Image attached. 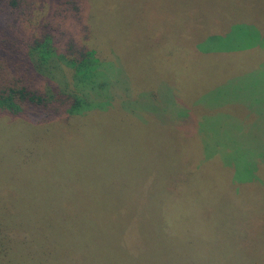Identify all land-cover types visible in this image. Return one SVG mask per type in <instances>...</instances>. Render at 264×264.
I'll return each instance as SVG.
<instances>
[{"label":"rangeland","instance_id":"rangeland-1","mask_svg":"<svg viewBox=\"0 0 264 264\" xmlns=\"http://www.w3.org/2000/svg\"><path fill=\"white\" fill-rule=\"evenodd\" d=\"M79 2L90 43L103 45L113 104L69 125L70 148L61 126L31 130V118L0 115V218L13 240L0 264H264V185L233 196L212 176L211 185L191 176L185 209L167 190L193 163L221 178L220 165L233 163L248 179L254 144L264 155V0ZM198 40L208 57L176 56ZM185 104L207 110L204 130L178 112ZM180 126L202 141L194 162ZM92 205H123V218L63 210Z\"/></svg>","mask_w":264,"mask_h":264},{"label":"trees","instance_id":"trees-1","mask_svg":"<svg viewBox=\"0 0 264 264\" xmlns=\"http://www.w3.org/2000/svg\"><path fill=\"white\" fill-rule=\"evenodd\" d=\"M45 3L48 5L46 15L33 25L35 13L43 12ZM81 8L79 0H0V115L22 120L31 118L33 121L32 125L30 124L31 130L39 129L43 125L61 126L56 137L63 136L64 144L77 137L74 132L76 128L69 127L71 123H78V127L86 120L88 121L84 123H91L90 118L96 113L107 111L114 100L103 93L107 82L103 71L104 65L107 64L102 55L103 45L94 40L93 45L90 43V29L93 28V24H89L88 20L92 18L85 19ZM210 33L207 32L205 35L209 36ZM180 52L182 55L176 56L182 59L208 57L202 53L200 40L187 41ZM168 55L170 54H165V58ZM185 105L187 110L178 112L188 119L199 117V122L194 124L192 121L191 125H195L197 131L204 130L209 122L206 119L207 110ZM114 111L119 113L120 110L112 109V113ZM183 130L191 134L192 138L183 137ZM173 131L178 133L180 141L186 144L184 149L186 160L190 159V156L193 162L199 159L202 141L199 142L196 131L193 133L192 128L181 126L173 128ZM256 152L257 147L254 144L249 154L251 159H246L253 168L248 179H242L241 172L236 171L233 163L227 164L233 171L229 166L220 165L224 178H221L217 171H213L214 174L208 171L209 164L188 165L190 174L187 173L184 179L181 175L177 187H167L171 196L168 203L171 202V206L181 204L184 209L187 208L193 192L191 188L184 187L183 183L191 176L193 185L221 183L223 189L233 196L249 194L253 192L252 189L262 187L264 155L260 157ZM208 162L214 163L209 160ZM17 175L18 168L15 176ZM208 176H212L214 182H211ZM75 209L80 211V215L91 214L107 219L123 218V205L63 207L67 214H73ZM166 209L165 207L163 211ZM170 211L169 208L166 213ZM168 223L173 229L171 233H183L181 228H174V222ZM121 226L123 229V223ZM4 227L0 218V261H4V257L9 255L11 247L8 243L13 242L8 235H4Z\"/></svg>","mask_w":264,"mask_h":264}]
</instances>
